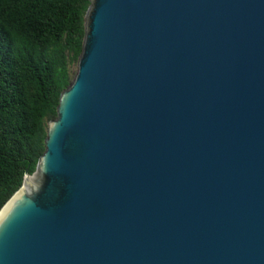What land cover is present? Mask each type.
<instances>
[{"label": "water", "instance_id": "1", "mask_svg": "<svg viewBox=\"0 0 264 264\" xmlns=\"http://www.w3.org/2000/svg\"><path fill=\"white\" fill-rule=\"evenodd\" d=\"M0 264H264V0H90Z\"/></svg>", "mask_w": 264, "mask_h": 264}, {"label": "trees", "instance_id": "2", "mask_svg": "<svg viewBox=\"0 0 264 264\" xmlns=\"http://www.w3.org/2000/svg\"><path fill=\"white\" fill-rule=\"evenodd\" d=\"M90 0H0V210L34 173L72 84Z\"/></svg>", "mask_w": 264, "mask_h": 264}, {"label": "rangeland", "instance_id": "3", "mask_svg": "<svg viewBox=\"0 0 264 264\" xmlns=\"http://www.w3.org/2000/svg\"><path fill=\"white\" fill-rule=\"evenodd\" d=\"M69 71H70V75H71V80L72 82L74 81L76 75H77V72H78V69H79V60L77 59H72V56L69 55Z\"/></svg>", "mask_w": 264, "mask_h": 264}]
</instances>
